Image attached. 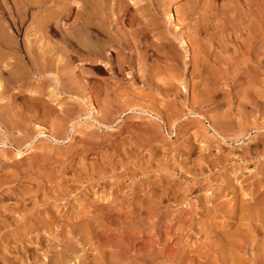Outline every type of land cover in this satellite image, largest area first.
<instances>
[{"label":"rangeland","instance_id":"374dc122","mask_svg":"<svg viewBox=\"0 0 264 264\" xmlns=\"http://www.w3.org/2000/svg\"><path fill=\"white\" fill-rule=\"evenodd\" d=\"M167 1L0 0V264H264V0Z\"/></svg>","mask_w":264,"mask_h":264},{"label":"bare ground","instance_id":"6f19581e","mask_svg":"<svg viewBox=\"0 0 264 264\" xmlns=\"http://www.w3.org/2000/svg\"><path fill=\"white\" fill-rule=\"evenodd\" d=\"M26 1V0H25ZM46 1V0H45ZM80 2V1H79ZM44 3V2H43ZM86 3H88V2H86ZM85 3V4H86ZM84 4V7L85 6H87V5H85ZM41 5V4H40ZM128 7V6H127ZM85 9H87L86 7H85ZM96 9V8H95ZM125 9H126V7H125ZM166 15H165V18H166V21L170 24V25H172V26H176L177 28H179L178 26L179 25H177V23H178V14H177V11H176V0H168L167 1V4H166ZM85 11V10H84ZM95 11V10H94ZM80 12V11H79ZM86 12H87V10H86ZM97 12V11H96ZM78 13V12H77ZM82 14V13H81ZM78 15H80V14H78ZM94 15V14H93ZM82 19L84 18L83 16L81 17ZM80 18V19H81ZM80 19H78V20H80ZM85 19V18H84ZM77 21V20H76ZM78 22V21H77ZM51 23V22H50ZM49 23V24H50ZM97 24V23H96ZM55 25V24H54ZM54 25H52L51 26V29L52 30H54V29H58V25L56 26H54ZM50 26V25H49ZM74 27H75V25H74ZM76 32L78 31V33H80L81 32V34L83 33V32H85V35H87V37L86 36H83V34L81 35V34H75V31H74V34L73 35H71V36H68V35H66L65 36V38H64V42L66 43V44H68L69 46H76V45H78V46H81L83 49H84V55H85V57L89 60V61H91V62H93V63H98L97 61H100V62H102L101 60H104L105 59V57H104V55H102V53L99 51L100 50V48H99V46H101V44L99 45V43H101V41H99V40H97V39H99V38H97V36H99V35H101L100 33H99V31H98V35H96V37L95 38H97L96 39V43L93 45L91 42H93V41H91L90 40V38H91V35L90 34H88V30L91 28V25L89 24V22L88 21H85V20H83L81 23H78V24H76ZM73 29V28H72ZM97 30V29H96ZM143 32V31H142ZM72 34V33H71ZM5 40V39H4ZM93 40H94V38H93ZM8 41V40H7ZM6 44V43H5ZM7 45V44H6ZM102 45L104 46V43H103V41H102ZM182 45L184 46V47H188V45H187V42L186 41H183L182 42ZM68 52V51H67ZM81 52V51H80ZM104 62V61H103ZM106 62V61H105ZM99 64V63H98ZM104 64V63H103ZM113 65V64H112ZM99 66V65H98ZM99 67H101V65L99 66ZM44 68V67H43ZM42 68V69H43ZM45 68H46V66H45ZM47 69V68H46ZM115 69V68H114ZM41 70V69H40ZM116 70V69H115ZM114 70V71H115ZM122 69H120L119 68V71L120 72H122L121 71ZM41 71H43V72H45V69H43V70H41ZM117 73V72H116ZM18 79V78H17ZM2 80V79H1ZM15 80V79H14ZM0 82H2V81H0ZM3 83V82H2ZM2 83H0V91H2V88H4L3 87V85H2ZM91 99V98H90ZM96 99V98H95ZM97 101V100H96ZM95 101V102H96ZM96 103H98V102H96ZM95 103V104H96ZM91 106H92V109H93V111L94 112H97L98 111V109L96 108V106L93 104V103H91L90 104ZM30 113H32V112H30ZM33 114H35V113H33ZM43 114V113H42ZM36 115V114H35ZM45 115V114H44ZM48 115V114H47ZM44 121V120H43ZM9 124H11V122L9 123ZM15 124H16V122H15ZM18 124V123H17ZM58 125V124H57ZM13 126V125H12ZM23 126V125H22ZM25 126V125H24ZM16 128H17V125L15 126ZM54 127V126H53ZM27 128V127H26ZM59 128V127H58ZM22 129V128H21ZM63 129V128H62ZM60 130V129H59ZM23 132H24V130H23ZM48 132V131H47ZM62 132V131H61ZM61 134V133H60ZM59 136V135H58ZM27 140V139H26ZM26 140H25V142H26ZM27 145H29V144H27ZM20 147H22V146H20ZM19 147V148H20ZM17 155H21V150H19L18 151V154Z\"/></svg>","mask_w":264,"mask_h":264}]
</instances>
